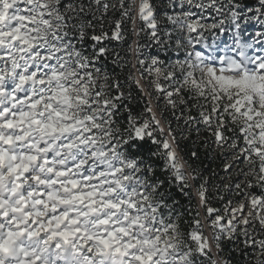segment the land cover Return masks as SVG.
I'll return each mask as SVG.
<instances>
[{
    "label": "snow or ice",
    "instance_id": "6c2138e0",
    "mask_svg": "<svg viewBox=\"0 0 264 264\" xmlns=\"http://www.w3.org/2000/svg\"><path fill=\"white\" fill-rule=\"evenodd\" d=\"M128 20L176 53L148 62L129 45L154 91L127 79L156 101L139 114L106 67L110 54L126 66L108 45ZM202 131L240 179L210 195L205 178L179 206L171 189L200 179L180 143L199 159ZM224 193L240 199L221 210ZM233 256L264 264V0H0V264Z\"/></svg>",
    "mask_w": 264,
    "mask_h": 264
},
{
    "label": "trees",
    "instance_id": "16d2710c",
    "mask_svg": "<svg viewBox=\"0 0 264 264\" xmlns=\"http://www.w3.org/2000/svg\"><path fill=\"white\" fill-rule=\"evenodd\" d=\"M111 15V14H110ZM118 18V14H117ZM132 28H131V21L128 20L124 23V33H125V40L123 41H112L108 46L113 52H118L120 54L121 63H126L125 67H118L116 64L113 63V57L110 54L106 58V67L109 70L114 69L115 74L119 77L121 82L125 85L124 91H131L132 93V100L130 101L131 107L133 110L139 114L143 112L144 105L146 104L145 97L141 94L140 90L136 88V86L128 81L129 76V61H128V48L129 45H131L132 40ZM140 39V38H139ZM141 48H144L146 50H151L153 47V44L150 43L149 40H139ZM127 103V101H126ZM207 135L205 132H201L200 138L196 148L199 152L200 158L193 161L190 159V153L192 149V142L191 140L188 141H181L180 148H181V155L184 157V159L188 160L189 163L195 167L199 174L200 179H197L193 184L192 187L185 190V193H181L180 190L176 187H173L171 189L173 198L177 201H179V206L187 207L189 203L193 207L196 206L197 200L195 198V192L196 188L199 186V184L206 178L208 180V187H209V193L214 194L215 192V186L219 185L221 190H223L225 184H234V182L238 181V177L236 176V173L234 175L233 171L231 173H226L224 171L225 164L229 163L230 157L226 155H221L220 150L215 148V145L209 142V145L205 147L202 143L204 137ZM179 139V138H178ZM150 144V142H149ZM149 145H145V149H147ZM155 150V148H153ZM157 164V174L160 173V168L162 167V161H160L158 158H153ZM236 172V171H235ZM231 176V182L227 181V179ZM234 176V177H233ZM225 200L219 201V200H213V206L220 208L223 210V204L227 202L228 199H234L236 201H239L240 197H234L230 194L224 193ZM203 215V213H201ZM187 218V217H185ZM224 255H228V249L226 247ZM238 259V257L233 256V261L235 264V260Z\"/></svg>",
    "mask_w": 264,
    "mask_h": 264
},
{
    "label": "rangeland",
    "instance_id": "374dc122",
    "mask_svg": "<svg viewBox=\"0 0 264 264\" xmlns=\"http://www.w3.org/2000/svg\"><path fill=\"white\" fill-rule=\"evenodd\" d=\"M153 3H156L157 5H159V2L160 0H152ZM158 19H159V16H158ZM131 21V20H130ZM136 27L137 28H141L143 27V24L142 22H139L137 21V24H136ZM131 28L133 29V24L131 22ZM132 40H131V45H133V41L134 40H148L147 36L142 32L140 33V36L137 37L134 32L132 31ZM140 38V39H139ZM211 38L209 37V40ZM151 43V42H150ZM152 44V43H151ZM134 47V45H133ZM128 53V61H129V67H130V71H129V75H131L133 77V81L135 80H138L140 79L141 77V73H143V76H144V79L141 80V84L143 85L144 89L146 91H149V92H152L154 91L151 86H150V80H151V77L148 76V73L144 70L145 68H147V63L145 64L144 68H141L140 65L136 62L137 61V56L135 55V53H130L129 51L127 52ZM155 55H159V57L161 59H167L169 55H171L173 57V59L176 57V53L169 50L168 52H165V51H162L159 47H157L155 44H153V47L151 50H146L144 48H141V52H140V55H139V59H144L148 62H150V58L152 56H155ZM182 55V53H181ZM135 86L136 84L134 82H132ZM137 88V87H136ZM138 89V88H137ZM141 92V91H140ZM141 94L145 97V100H146V103H149L151 102L153 105H155L156 101L154 99H152L151 101H149V97L144 95L142 92ZM161 107H163V101L161 100ZM157 112L159 113V110L157 109ZM234 175H235V171H236V167L234 166L233 169H232ZM230 177V176H229ZM234 177V176H233ZM240 179V178H239ZM238 179V180H239ZM227 181L231 182L232 180L230 178L227 179ZM258 191V190H257ZM195 198L198 202V198L196 196V192H195ZM238 202V201H237ZM236 204L234 203L233 204V207H235Z\"/></svg>",
    "mask_w": 264,
    "mask_h": 264
}]
</instances>
